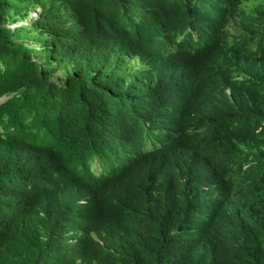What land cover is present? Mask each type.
I'll list each match as a JSON object with an SVG mask.
<instances>
[{"label":"trees","instance_id":"trees-1","mask_svg":"<svg viewBox=\"0 0 264 264\" xmlns=\"http://www.w3.org/2000/svg\"><path fill=\"white\" fill-rule=\"evenodd\" d=\"M200 4L0 0V264H264V218L242 232L251 204L217 217L245 183V203L260 193L264 210V172L228 169L225 201L208 210L201 183L167 163L179 138L153 150L144 132L153 124L136 112L149 78L191 58L194 42L167 50L181 32L207 27ZM231 20L243 24L220 19L215 42L243 50ZM263 92L264 69L248 113L220 127L237 133L246 162L260 148L264 162Z\"/></svg>","mask_w":264,"mask_h":264},{"label":"clouds","instance_id":"clouds-1","mask_svg":"<svg viewBox=\"0 0 264 264\" xmlns=\"http://www.w3.org/2000/svg\"><path fill=\"white\" fill-rule=\"evenodd\" d=\"M201 1L198 10L206 18L207 27L201 33L181 32L168 48V53L183 54L190 47L191 58L175 57L172 69L149 78L152 89L139 97L136 112L153 124L145 134L154 143L153 150L167 145L169 138H179L178 144L167 153L169 167L178 171L184 181H199L205 193V202L212 209L225 201L222 186L227 170L250 169V176L257 178L264 172L260 158L261 148L253 150V156L246 162L239 148L235 131L220 129L247 112L246 101L251 85L261 81L264 57L256 55L260 44L264 46V0H196ZM31 17V16H30ZM231 17L243 21L237 26L234 20L227 27L237 34L238 40L246 45L243 50L227 47L215 42L220 19ZM32 18V17H31ZM159 92H167L154 98ZM264 100V92L256 105ZM208 122L213 126L206 135L197 137L199 128ZM196 139L198 144L188 146L187 141ZM230 149H224L226 145ZM258 173V175L256 174ZM251 184H241L238 194L219 208L217 217L230 219L241 212L247 204L256 210L243 236L256 220L264 218L263 207L254 200ZM241 231V228H239Z\"/></svg>","mask_w":264,"mask_h":264},{"label":"rangeland","instance_id":"rangeland-1","mask_svg":"<svg viewBox=\"0 0 264 264\" xmlns=\"http://www.w3.org/2000/svg\"><path fill=\"white\" fill-rule=\"evenodd\" d=\"M38 13V10H33L32 11V14H31V17H35L36 16V14ZM25 22H27V23H29V20L28 21H25ZM23 22L22 21H19L17 24H15L14 26H19V25H21ZM4 99V98H3Z\"/></svg>","mask_w":264,"mask_h":264}]
</instances>
